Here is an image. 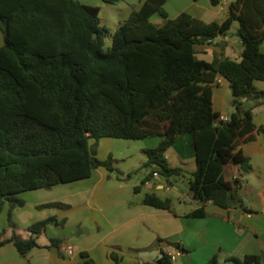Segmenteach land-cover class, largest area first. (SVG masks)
Instances as JSON below:
<instances>
[{
  "label": "trees",
  "instance_id": "trees-1",
  "mask_svg": "<svg viewBox=\"0 0 264 264\" xmlns=\"http://www.w3.org/2000/svg\"><path fill=\"white\" fill-rule=\"evenodd\" d=\"M141 7L119 23L110 35L101 25L99 7L75 0H0V213L8 205L7 225L14 229L12 211L22 207L19 194L70 183L104 167L113 171L112 159L99 160L101 138L161 137L145 150L149 175L179 177L169 167L166 152L178 134L192 136L195 170L188 181L191 199L199 207L188 217L205 216L204 206L234 207L252 213L243 204L239 180H224V169L238 165L250 171L239 146L255 137L252 111L263 103L264 92L253 83L264 80V0H232L221 22L205 23L188 13L168 19L165 0H140ZM222 0H209L219 6ZM115 5L119 0H102ZM162 23L150 21L152 15ZM238 27L241 59L206 62L195 48L225 36ZM218 76L229 83L233 112L217 121L211 86ZM142 203L171 210V201L146 194ZM63 208L59 202L38 208ZM50 217L28 227L29 239L12 234L0 246L12 243L20 255L38 247L36 237L53 223ZM182 251V248L175 244ZM110 258L118 262L112 252ZM239 264H258L247 255ZM214 256L207 264H216ZM158 264H172L161 251Z\"/></svg>",
  "mask_w": 264,
  "mask_h": 264
},
{
  "label": "crops",
  "instance_id": "crops-1",
  "mask_svg": "<svg viewBox=\"0 0 264 264\" xmlns=\"http://www.w3.org/2000/svg\"><path fill=\"white\" fill-rule=\"evenodd\" d=\"M75 1L99 7V14L107 5L102 0ZM231 1L226 0L222 9H217L209 0H165L163 9L168 19L185 12L205 23L221 22ZM141 4L140 0H119L115 4L114 26L125 21ZM100 20L106 28L105 19ZM150 21L160 24L163 18L154 14ZM237 27L231 34L227 32L196 46L195 56L206 62L226 58L239 61L242 45L236 36ZM3 44L0 31V47ZM260 50L264 54V45ZM253 85L264 92V80H255ZM211 91L217 121L220 117L229 118L233 108L228 81L218 76ZM252 115L256 128L264 126V100L253 109ZM160 141L158 136L108 137L96 143L90 139V146L96 144L95 156L99 160L112 159L113 171L99 167L86 179L21 193L24 205L12 211L14 229L8 228L5 204L0 213V233L6 231L2 240L12 234L29 239L30 225L50 217L55 221L36 237L38 247L25 255H20L12 243L0 246V264H158L161 251L180 252L172 264H207L214 256L216 264H239L234 259L242 260L247 255L258 256V264H264V133L255 130V137L239 146L249 160L248 173L241 175L238 165H228L223 173L225 181L239 180L243 204L252 213L234 207L223 209L209 202L204 206L205 216L199 218L187 216L199 207L191 199L187 186L195 170L192 136L178 134L165 154L169 167L182 170L179 177L149 175L151 167L146 164L144 151L156 147ZM146 194L169 199L171 210L143 204ZM53 202L69 207L38 208ZM63 244L73 247L71 256L60 251ZM112 252L118 262L110 258Z\"/></svg>",
  "mask_w": 264,
  "mask_h": 264
},
{
  "label": "rangeland",
  "instance_id": "rangeland-1",
  "mask_svg": "<svg viewBox=\"0 0 264 264\" xmlns=\"http://www.w3.org/2000/svg\"><path fill=\"white\" fill-rule=\"evenodd\" d=\"M117 5H105L104 9L101 11V13L99 14L100 18H104L105 21H106V28L108 29L109 31V35L105 38L104 40V48H108L110 47V44H111V39H110V35L116 30V26H114L115 24V10H116V7ZM217 9H219V6H216ZM216 9V8H215ZM216 9V10H217ZM237 23L234 22L230 28V30L228 31L229 34L233 33L237 27ZM194 166V165H193ZM192 166V167H193ZM166 180L163 179V182H165ZM20 195V194H19ZM51 208H54V207H51Z\"/></svg>",
  "mask_w": 264,
  "mask_h": 264
},
{
  "label": "built area",
  "instance_id": "built-area-1",
  "mask_svg": "<svg viewBox=\"0 0 264 264\" xmlns=\"http://www.w3.org/2000/svg\"><path fill=\"white\" fill-rule=\"evenodd\" d=\"M225 4H226V0H222L219 4V8L222 9L223 5H225ZM227 120H228V118H226V117H220L218 119L219 122H225ZM59 249L62 253H64L67 256H71L73 254V247L70 244H63V245L59 246ZM166 253L169 256L171 262H174L180 254L179 251H177V252H171L170 251V252H166Z\"/></svg>",
  "mask_w": 264,
  "mask_h": 264
},
{
  "label": "water",
  "instance_id": "water-1",
  "mask_svg": "<svg viewBox=\"0 0 264 264\" xmlns=\"http://www.w3.org/2000/svg\"><path fill=\"white\" fill-rule=\"evenodd\" d=\"M79 231H81V230H79ZM79 231H78V233H79ZM77 234V233H76Z\"/></svg>",
  "mask_w": 264,
  "mask_h": 264
}]
</instances>
